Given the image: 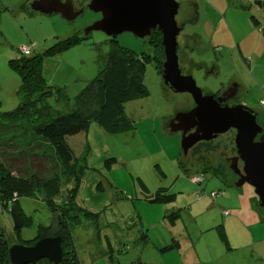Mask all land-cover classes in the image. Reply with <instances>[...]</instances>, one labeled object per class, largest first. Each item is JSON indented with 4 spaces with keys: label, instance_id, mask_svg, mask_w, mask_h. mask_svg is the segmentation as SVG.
Instances as JSON below:
<instances>
[{
    "label": "rangeland",
    "instance_id": "rangeland-1",
    "mask_svg": "<svg viewBox=\"0 0 264 264\" xmlns=\"http://www.w3.org/2000/svg\"><path fill=\"white\" fill-rule=\"evenodd\" d=\"M29 1L34 0H0V113L15 110L21 102L22 79L9 61L21 56L22 45L36 55L70 37L81 39L44 61L48 85L65 89L70 99H48V118L77 108L76 98L98 76L100 56L109 52L111 39L138 55L152 57L144 75L147 95L124 103L130 129L111 135L92 122L87 131L67 138L76 167L61 179L60 192L53 200L64 206L74 191L76 203L92 214L89 218L81 215L71 229L81 264H264V243L259 244L264 239V208L258 205L254 189L237 188L234 177L224 182L204 171L222 162L230 166L229 160L236 156V132L215 140L217 150L200 147L185 155L182 134L172 133L168 126L176 114L192 110L195 103L190 94L175 93L165 85L154 59L159 49L148 38L129 32L116 37L101 31L87 35L101 14L87 9L68 21L60 14L23 8ZM176 1L180 4L176 20L185 27L178 36L182 72L192 75L205 95L219 96L237 86L235 104L253 110L264 128V36L260 35L264 26L255 28L249 23L251 16L262 20L264 10H258L255 3L251 8L254 0L248 4L244 0ZM16 123L8 133L0 126L4 163L27 172L23 177L28 181L33 180L34 171L44 179L63 174L65 165L34 134L30 121ZM19 152H25L22 162L5 159L6 154L18 157ZM194 177L204 181L194 183ZM14 178L21 176L14 173ZM247 190L252 196L248 205ZM213 192L219 194L213 197ZM158 194L173 199L153 202ZM18 204L24 219L32 222L18 230L10 210L2 208V233L9 246L29 241L35 245L39 227H49L54 213L39 194L20 197ZM174 212L181 218L171 225L166 215ZM173 241L179 247L164 252Z\"/></svg>",
    "mask_w": 264,
    "mask_h": 264
},
{
    "label": "trees",
    "instance_id": "trees-1",
    "mask_svg": "<svg viewBox=\"0 0 264 264\" xmlns=\"http://www.w3.org/2000/svg\"><path fill=\"white\" fill-rule=\"evenodd\" d=\"M258 3L262 5L261 3L263 2L259 1ZM30 6L31 1L26 2L23 8L31 9ZM251 21L253 24L257 23V27L255 28L261 27L256 17L251 16ZM260 31L264 35V29ZM148 40L156 50L159 49L155 51L156 55L154 59L160 73H162L165 61L162 34L156 30ZM80 41L81 39L78 37H70L58 43L56 47L48 49L45 53L36 55H32V48L22 45L20 47L21 56L9 61L11 69L22 79L19 90L21 102L15 110L0 113V126L6 133L10 132L12 127H15L14 123L17 124L18 120L28 119L32 125L34 134L53 148L58 159L66 167L65 171L62 172L63 174L53 175V178L49 177L48 179L40 178L42 173L34 171L33 173L35 174L31 177L33 180L28 181L23 177V175H28L25 170L26 174H23L19 170L17 171L8 162L4 163V160L1 158L2 156L0 157V212L2 208L10 210L13 203L19 206L20 197L31 198L37 197L38 194L41 198L43 197L54 213V222L49 227L40 226L36 240L60 236L64 250L63 261L60 264H81L71 229L81 215L85 214L87 218L92 215L76 203L74 191H71L67 195V202L64 206L56 205L53 200L60 192L61 179L65 177V174L68 175L69 171L71 173V170L76 167L75 154L69 146L67 138L87 131L92 122H96L105 132L111 135H116L130 129L131 124L125 115L124 103L147 95L144 75L146 65L152 58L145 54L138 55L130 49L123 47L117 39H111L109 41V52L100 56L101 69L98 76L76 98L77 108L66 115L48 118L49 114L47 115V112L50 104L48 99L55 97L56 102L60 100L69 102L70 99L65 89L54 88L48 85L43 74L44 61L49 55H57L64 48H68L71 44ZM22 47L30 48L29 52L27 54L23 53L21 51ZM214 145V141L204 142L192 150L198 151L197 149L200 147H205L206 151L217 150L219 147ZM19 153L18 157L16 153L6 154L8 158L5 159H16V162H22L23 159L20 156H24L25 152ZM112 162H115L114 159L107 164L110 165ZM228 164L227 162H222L216 166L205 167L204 171H211L224 182L229 181L230 177H234L236 181L233 185H235L238 177L230 170ZM14 173L21 176V179L14 178ZM201 179L198 184L204 181L202 177ZM42 180L46 181L45 184H42ZM221 193L224 194V192ZM15 195L18 196L16 200ZM164 199L170 200L173 198L171 196L163 197L158 194L152 201L158 203ZM19 210L21 212L20 207ZM21 216L24 222L23 226L30 225L32 220L29 218L24 219L23 213H21ZM166 218L171 225H175L181 218V215L179 212H174L166 215ZM27 243L30 246L32 242L29 241ZM9 247L2 233L0 221V264H11L8 252ZM178 247L179 244L173 241L163 251L175 250ZM32 264L51 263L46 259H41Z\"/></svg>",
    "mask_w": 264,
    "mask_h": 264
},
{
    "label": "water",
    "instance_id": "water-1",
    "mask_svg": "<svg viewBox=\"0 0 264 264\" xmlns=\"http://www.w3.org/2000/svg\"><path fill=\"white\" fill-rule=\"evenodd\" d=\"M72 0H34L31 9L45 15L60 14L68 21L76 20L83 11L73 12ZM89 8L100 13L102 19L86 31L104 32L116 37L129 32L139 38H149L158 30L162 34L165 54L162 78L175 93H188L195 106L187 112L176 114L170 123L172 133L182 134V150L187 155L200 143L212 142L221 135L235 131L236 156L231 158L230 170L238 177L237 188L248 185L254 189L260 207L264 208V128L258 123V115L248 107L229 105L231 95L220 97L208 94L198 87L192 75H185L180 68L178 36L184 30L176 20L180 4L176 0H91ZM242 168H239V163ZM11 216L16 229L24 225L17 204L11 205ZM11 264H32L46 259L51 264L63 261L64 250L60 236L47 237L33 246L15 244L8 249Z\"/></svg>",
    "mask_w": 264,
    "mask_h": 264
},
{
    "label": "flooded vegetation",
    "instance_id": "flooded-vegetation-1",
    "mask_svg": "<svg viewBox=\"0 0 264 264\" xmlns=\"http://www.w3.org/2000/svg\"><path fill=\"white\" fill-rule=\"evenodd\" d=\"M62 2H66V0H62ZM72 6H73V8H72V10H73V12H80V11H83V13H85V11L87 10V9H90L89 8V5H90V3H91V0H72ZM100 14V13H99ZM81 16V15H80ZM100 19H102V15L100 16V18H99V20ZM235 86V85H234ZM234 86H232L231 88H229L227 91H225L224 93H222V94H220L219 96H216L217 98L218 97H220V96H222V95H224L225 93L227 94V95H231V93H232V88L234 87ZM237 89H236V93H235V95L231 98V99H229L228 101H227V103L229 104V105H238L239 103H236L235 104V102H234V100L237 98ZM232 95H233V93H232ZM173 120V119H172ZM171 120V121H172ZM171 121H170V123H171ZM170 123H169V129H170ZM171 131V130H170ZM230 132H232V131H230ZM213 142V141H212ZM234 144H235V140H234ZM235 147V146H234ZM236 150V149H235ZM230 165H231V162H230Z\"/></svg>",
    "mask_w": 264,
    "mask_h": 264
},
{
    "label": "crops",
    "instance_id": "crops-1",
    "mask_svg": "<svg viewBox=\"0 0 264 264\" xmlns=\"http://www.w3.org/2000/svg\"><path fill=\"white\" fill-rule=\"evenodd\" d=\"M244 1H245V3L248 4L250 0H244ZM259 1L263 2L264 0H254V1L251 2V5L249 4L250 7H251V8H254V7H253V3H255V6L257 7L258 10H260V11L264 10V4L261 3L262 5H260V4L258 3ZM211 7H213V6H211ZM251 14H252V10H251ZM254 17H255V16H254ZM256 18H257V17H256ZM261 19H262V20H259V19L257 18V20H259V26H264V14H262ZM197 21H198V19H197ZM249 23H250L252 26L257 27V23H256V24H253V22H252L251 20H250ZM255 32H257V31L255 30ZM260 35L264 36V35H263V32H261ZM247 192H248V195L246 196L247 198L245 199V204L247 203V205H248V200H249V198L252 197V196H250V195H251V192H249V190H247ZM252 222H256V218H254V220H253ZM257 223H260L259 220H257ZM257 235H258V234H257ZM259 235H260V234H259ZM260 243H264V239H260V240H259V244H260Z\"/></svg>",
    "mask_w": 264,
    "mask_h": 264
},
{
    "label": "built area",
    "instance_id": "built-area-1",
    "mask_svg": "<svg viewBox=\"0 0 264 264\" xmlns=\"http://www.w3.org/2000/svg\"><path fill=\"white\" fill-rule=\"evenodd\" d=\"M29 49H30V48H28V47H22V48H21V51H22L23 53L27 54V53L29 52ZM263 104H264V101H263ZM201 180H202L201 178H194V179H193V181H194L195 183H199ZM218 194H219L218 192H213V193H211V195H212L213 197H215V196L218 195ZM227 214H228V212H227Z\"/></svg>",
    "mask_w": 264,
    "mask_h": 264
},
{
    "label": "clouds",
    "instance_id": "clouds-1",
    "mask_svg": "<svg viewBox=\"0 0 264 264\" xmlns=\"http://www.w3.org/2000/svg\"><path fill=\"white\" fill-rule=\"evenodd\" d=\"M195 178H197V177H195ZM200 178V177H199ZM194 179V178H193ZM17 199V195H15V200ZM14 204V203H13ZM19 207V206H18ZM10 209H11V207H10Z\"/></svg>",
    "mask_w": 264,
    "mask_h": 264
}]
</instances>
